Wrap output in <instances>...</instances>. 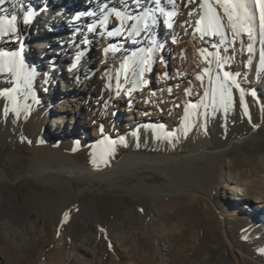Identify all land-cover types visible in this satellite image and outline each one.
<instances>
[{"label":"bare ground","instance_id":"6f19581e","mask_svg":"<svg viewBox=\"0 0 264 264\" xmlns=\"http://www.w3.org/2000/svg\"><path fill=\"white\" fill-rule=\"evenodd\" d=\"M81 1V6L78 4L75 9L59 4L57 0H5L0 4V17L17 16V31L9 33L5 39L0 38V80H4L0 81L2 103L10 105L11 89L17 82L12 77L8 78L11 75L6 71L1 52L8 49L17 53L23 42L29 54H37L35 64L38 66L41 61L38 66L43 70L41 77L38 70L31 72L30 77L38 81L37 95L48 100L38 122H33L32 126L31 137L38 146L34 148L30 162L20 164L16 173L23 172L35 184L57 191L53 200L46 197L45 201L43 195L39 198L43 200L40 204L43 214L53 224L48 238L45 227H39L34 221L21 218L17 224L13 223L12 219L17 217V212L12 210L13 200L0 188V264H114L106 254L95 259V243L93 247L83 246L80 252L67 248V239L72 238L71 222L80 214L96 224L99 235L109 233L111 224L108 221L101 223L96 204L80 202L85 189L102 184L110 190L124 187L127 193L144 192L155 197L163 193H196L212 210L224 215L215 204L214 188L206 183L202 172L179 171L173 167L187 160L209 157L210 150L200 149L189 156H152L130 152L118 159L107 128L112 121H116L122 132L132 137L140 125L147 129L155 124L171 128L173 123L178 122L169 120L165 111L184 99L182 95L186 85L180 82L187 76L186 70L192 73L188 56L198 48L208 47L212 54L210 78L202 82L204 87H210V91H200L203 105L210 102L215 87L221 89L226 70L217 67L215 62L216 57L221 55L244 59V63L234 62L241 73L231 75L232 79L227 81L228 89H233L242 106L246 100L256 102L254 94L258 91L264 93V76L260 72L264 69V32L261 31V4L264 0H242L246 8L233 13L236 32L216 0H195L194 3L189 0ZM202 2L212 5L218 14L222 25L219 34H212V30H197V22L204 15V10L199 7ZM36 8L43 10L41 14L34 12ZM116 11L123 17L118 18L121 29L109 35V29L117 23L111 19ZM236 16L240 19H235ZM26 17L28 23L24 22ZM206 24L205 20L201 29ZM192 40L197 47L190 43ZM93 49L114 58L118 89L113 96L108 90L109 71L104 72V68L112 66L100 58L102 55L88 58L87 54ZM144 50L151 56L145 61L148 70L158 51L159 64L153 70L157 73L156 78L162 79L148 95L130 98L127 96L129 93L121 90L120 82L128 81L127 86L134 87L133 74L128 79L126 77L127 59L138 62ZM168 73L171 76L166 78ZM55 82L60 83L61 95L52 102L46 87L51 90ZM237 84L239 87H236ZM18 86L15 101L22 107L27 102L30 84ZM100 90L103 103L96 105L94 98ZM186 105L187 111H181V116L185 121L188 116L195 119L196 106L191 108L190 104ZM44 125L49 126L48 137L40 133ZM256 127L246 136L251 137ZM230 144L212 153L222 156ZM50 145L53 147L50 148ZM82 147L93 149L92 153L101 157L104 166L81 165L66 154L68 151H79ZM6 181L14 183L1 170L0 184L5 189ZM223 188V197L230 208L247 210L255 224L264 222V156L252 164L247 179L229 180Z\"/></svg>","mask_w":264,"mask_h":264},{"label":"rangeland","instance_id":"374dc122","mask_svg":"<svg viewBox=\"0 0 264 264\" xmlns=\"http://www.w3.org/2000/svg\"><path fill=\"white\" fill-rule=\"evenodd\" d=\"M57 1L74 9L78 4L80 6L82 4L81 0ZM40 11L43 10L34 9L38 14H41ZM111 19L117 23L109 31L116 34L121 29L120 21L115 13H112ZM261 31L264 32L262 29ZM6 36L0 38L5 39ZM190 43L197 47L194 40ZM18 50V59L21 62L20 75H13L10 72L11 76H8L17 82L11 89L10 105H3L0 98V173L4 170L14 183L6 181V189L1 184L0 188L13 200L12 210L17 212V217L12 219L13 223L17 224L19 219L27 218L39 227L44 226L47 234L49 233L47 237L50 238L53 224L43 214V207L40 205L43 200L39 198L43 195L45 201L46 197L53 200L57 191L35 184L30 177L24 176L23 172L16 173L20 164L27 165L30 162L33 150L38 146L31 137L32 126L33 122L34 124L38 122L39 114L48 105V100L37 95L38 81H33L31 77L26 79L27 73L36 70L41 77L43 70L38 68L41 61L38 66L35 64L37 54H29L24 42ZM4 52L15 51L4 49L1 56ZM97 54L102 55L100 58L112 66L104 68V72L109 71L108 90L113 96L118 89L114 58L95 49L87 56L91 58ZM211 55L208 47L190 52L188 57L192 73L186 70L187 76L180 82L186 85L183 88L184 99L180 100L177 106L165 111V116L169 120L178 121L173 123L171 128L155 124L147 129L140 125L130 137L128 133L122 132L116 121H112L107 128V134L113 141L115 157L118 159L130 152L152 156H189L196 154L200 149L210 150V155L207 154L209 157L187 160L173 167H177L179 171L185 169L195 173L202 172L206 183L214 188L215 204L224 215L221 216L212 210L201 195L192 192L163 193L155 197L144 192L127 193L124 187L110 190L102 184L86 190L83 185L85 191L80 202L96 204L101 223L108 221L111 224L110 231L108 234L99 235L96 224L80 214L71 222L72 238L67 239L69 250L78 252L83 246L93 247L95 243V259L106 254L113 259L114 264H264V222L255 224L247 210L230 208L223 197L224 184L229 180L247 179L252 164L256 163L257 158L264 156V93L258 91L254 94L256 102L246 100L244 107L233 89H228L222 97L221 89L217 86L213 90L210 102L203 105L200 91L203 89L210 91V87H204L202 82L210 78ZM149 58L150 54L144 50L138 62L135 59H127L126 77L128 79L133 74L134 87L127 86L130 83L128 81L120 82V86L124 93H129L127 96L130 98L146 96L159 85L160 78H156L157 73L153 70L159 64L158 51L154 54L152 66L148 70L145 61ZM215 62L217 67L222 66L221 68L228 71L231 76L241 73L237 71L234 62L244 63V59L221 55L216 57ZM260 72L264 76V69ZM170 76L171 73H168L165 77ZM28 82L30 88L26 95L27 102L21 107L15 101L18 97V85ZM52 87L51 90L49 87L46 89L50 91L49 99L53 102L61 95L60 83L55 82ZM95 96V104L102 105L101 90ZM187 103L191 108L193 105L196 106L197 117L194 119L188 116V120L185 121L181 111L186 110ZM254 127L256 129L252 136L247 137L246 134ZM40 133L43 137H48L49 126L44 125ZM168 133L173 135L168 136ZM230 142L222 156L217 154L215 156L212 153ZM92 150L82 147L79 151L65 152L74 157L78 164L94 168L103 167L101 157H97Z\"/></svg>","mask_w":264,"mask_h":264},{"label":"snow or ice","instance_id":"6c2138e0","mask_svg":"<svg viewBox=\"0 0 264 264\" xmlns=\"http://www.w3.org/2000/svg\"><path fill=\"white\" fill-rule=\"evenodd\" d=\"M5 0H0V4H3ZM190 3H194L195 0H189ZM216 3L219 4L220 8L223 9L224 14L227 16L229 24H231L233 31H237V25L234 22V15L233 13L236 12L239 9H245L246 5L242 2V0H216ZM199 7L204 10V15L201 16L200 21L197 22V30H203L205 32H208L212 30V34H219V28L222 27V25L219 23V16L213 9L212 5L202 2L200 3ZM261 28L264 30V3L261 4ZM191 14V13H190ZM115 15L118 18L121 17V13L119 11L115 12ZM169 15H173V13H169ZM235 19H240L239 16H236ZM16 20L17 16L12 15L10 18L8 16L0 17V36L8 35L9 33H15L17 31L16 28ZM205 20L207 21V24L204 26L203 29H201V25L204 24ZM25 23H28L27 17L24 20ZM170 26V25H169ZM114 33H109V35H112ZM251 51V49H249ZM6 70L9 72H12L13 75H18L19 70L21 67V62L18 59V53L12 52H4L2 54ZM262 59H264V54H262ZM222 67V66H221ZM31 73L26 74V79L30 78ZM223 81L220 84L221 87V95H223L228 92L227 87V81L229 79H232L230 77V74L225 71L223 73ZM197 79H200V77H197ZM219 79V77H218ZM233 84H235V80H232ZM236 87H239L237 84ZM187 111V109L185 110ZM103 129H101L102 131ZM172 133H168V136H172ZM65 219H67V214H65Z\"/></svg>","mask_w":264,"mask_h":264}]
</instances>
